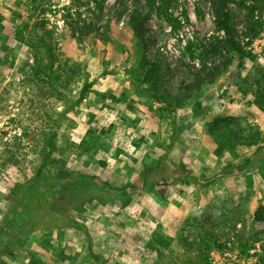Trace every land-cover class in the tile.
I'll return each instance as SVG.
<instances>
[{
	"label": "rangeland",
	"instance_id": "1",
	"mask_svg": "<svg viewBox=\"0 0 264 264\" xmlns=\"http://www.w3.org/2000/svg\"><path fill=\"white\" fill-rule=\"evenodd\" d=\"M86 2L0 0V219L9 190L42 162L50 131H56V142L63 147L54 156L69 172L60 198L43 194L47 205L59 211L50 213L46 235H29L18 258H7V263L30 264L37 258L51 264L64 248L78 264H183L166 252L158 258L147 248L155 224H160L179 251L185 249L182 237L198 241L201 231L225 244V250L210 252L211 264H264V222L252 220L258 201L263 202L264 150L236 146L216 154L221 142L205 132L215 118L230 116L242 133L259 131L264 136V114L237 90L250 62L230 54L227 73L203 89L198 97L202 111L191 123L192 102L169 113L135 77L140 52L129 21L145 7L144 0H105L101 10L94 0ZM231 9L240 43L264 64V33L250 40L244 25L247 12L234 4ZM170 11L179 22L176 29L155 13L150 16L154 44L149 56L162 58L169 69L165 86L177 92L186 84L187 69L197 65L188 58L189 43L219 33L209 0H173ZM37 18L45 19L52 31L58 65L66 74L81 67L87 75L84 80L83 73L74 77L65 95L53 97L47 83L35 80L30 70L34 55L15 38ZM86 20L101 34L73 43L71 24L82 27ZM223 56L215 62H222ZM84 82L89 88L78 101ZM51 172L49 168L47 174ZM91 175L110 185V196L70 204L73 195L94 187L86 179ZM147 179L153 186L141 188ZM128 183L139 187L125 191L130 202L124 204L119 189ZM145 215L153 221L147 222ZM42 234L49 236V243Z\"/></svg>",
	"mask_w": 264,
	"mask_h": 264
},
{
	"label": "trees",
	"instance_id": "2",
	"mask_svg": "<svg viewBox=\"0 0 264 264\" xmlns=\"http://www.w3.org/2000/svg\"><path fill=\"white\" fill-rule=\"evenodd\" d=\"M94 1L101 10L105 0ZM81 2L83 4L87 3L86 0H81ZM144 3L145 7L136 10L131 16L129 27L140 52L139 64L134 72L135 77L146 86L151 98H156L164 104L169 113H174L192 102L191 123L197 121L202 111L201 100L198 97L202 94L204 88L212 86L227 73L232 63L230 54L234 53L240 59H247L251 65V68L246 70L243 76H239L237 90L243 96L250 97L252 104L264 114V64H261L252 52L240 43L231 9V5L234 4L236 8L247 12L244 22L245 31L252 40L264 33V0H209L213 25L219 35L211 36L199 44L191 43L190 45L189 43L187 47L188 58L190 61L196 62L197 65L194 64L192 67H188L189 75L186 84L181 91L177 92H173L165 86L169 69L162 58L158 55L154 58L149 56L150 49L154 44V36L150 33L149 25L151 14L155 13L166 25L173 29L179 26V22L173 18L170 11L173 0H144ZM185 20L188 21L186 15ZM70 27V39L76 44L85 40H95L101 34V31L91 20L84 21L82 27H79L77 22H73ZM15 38L33 53L34 64L30 68L31 74L36 81L49 85L48 90L53 97L60 94L65 95V89L69 82L83 73V69L77 67V69L72 68L70 74H66L62 65H58L52 31L48 28L45 19H35L26 33H18ZM222 55H224L222 62L216 63L215 61L219 60ZM86 77V73H83V80ZM61 83H64V87ZM58 84H61L59 89L57 88ZM61 88L64 90L63 93ZM88 88V85L84 82L79 92L78 101L83 98ZM63 117L65 118L66 115L64 114ZM237 124L236 119L233 117L219 116L205 126V132L208 136L219 139L221 142L217 144L218 151H215L216 154L224 147L258 146V151L264 150V145H262L264 144V136L261 132L254 131L244 134L237 128ZM89 150V147L86 148L84 153ZM43 151L44 158L32 175L26 178L23 183L16 182L5 197L8 206L0 219V264H8L7 258L15 261L28 236L32 233L40 231L46 235L47 225L52 222L50 213L59 212L53 211L52 207L48 206L43 199V194L52 198L53 194L58 196L61 189L68 185L66 179L69 172L62 170V167L59 166L62 165V160L54 156L56 153L60 155L63 152V147L56 142V131L47 133ZM246 163L248 164V161H245ZM101 165L104 166V163H101ZM49 168L52 171L50 175L47 174ZM86 179L92 181L94 187L91 186L89 191H82L73 195L69 199L70 204L80 200L82 202L101 201L110 196V185L108 183L102 181L96 175L86 176ZM147 180L148 182L143 181L141 188L153 186L154 182L150 179ZM138 187L137 184L128 183L119 189L123 193L119 197L120 201L128 204L130 199L126 197L127 193L124 194L125 191H133ZM50 191L52 194L49 193ZM59 198H56L55 201ZM262 200L263 202L258 201L252 213L253 222H264V195ZM145 219L147 222L153 221L149 219L148 215H145ZM156 221L154 220L155 223ZM155 225L146 246L158 258H161L166 252L173 259L183 264H211L210 252L213 249L223 251L227 248L225 244H220L214 237L208 236V232L201 231L203 237L198 241L195 239L191 242L182 237L180 243L185 249L179 251L178 248L176 249L175 239L165 235L164 227L160 224ZM44 234H42L43 242L47 244L49 243V236L46 237ZM241 244L242 247L247 245L246 242ZM92 261H97V259L93 258ZM51 262V264H78L77 259L67 254L64 248L59 249L58 254L53 257ZM39 263L41 264L37 258L30 262V264Z\"/></svg>",
	"mask_w": 264,
	"mask_h": 264
}]
</instances>
